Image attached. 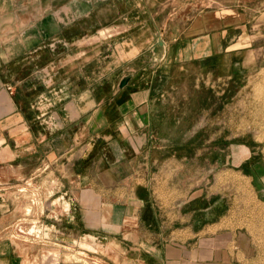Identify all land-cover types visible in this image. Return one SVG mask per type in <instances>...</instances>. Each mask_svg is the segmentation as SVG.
<instances>
[{"label": "rangeland", "instance_id": "obj_1", "mask_svg": "<svg viewBox=\"0 0 264 264\" xmlns=\"http://www.w3.org/2000/svg\"><path fill=\"white\" fill-rule=\"evenodd\" d=\"M154 2L146 8L152 21L142 29L121 18L140 8L99 7V18L110 16L111 22H96L93 28L80 24L74 45L79 53L94 48L76 61H95L96 105L128 84V93L140 96L150 112L143 136L133 143L141 150L123 180L129 190L137 184L134 195L146 206L138 220L144 250L152 252L153 245L186 232L195 236L206 226L213 230L215 223L248 234L261 250L264 0ZM40 174L33 171L34 180ZM34 180L15 188L23 193L15 194L14 218L0 239L14 243L25 264H110L115 245L106 239L118 237L110 231H66L70 239L50 243L51 229L73 220L72 204L60 192L45 197ZM118 187L123 192V183ZM123 220L134 221L125 215Z\"/></svg>", "mask_w": 264, "mask_h": 264}, {"label": "crops", "instance_id": "obj_2", "mask_svg": "<svg viewBox=\"0 0 264 264\" xmlns=\"http://www.w3.org/2000/svg\"><path fill=\"white\" fill-rule=\"evenodd\" d=\"M153 5L154 0H0V231L14 218L20 193L15 188L33 181L36 170L41 174L34 183L42 184L44 196L65 194L74 213L73 220L51 229L52 244L70 239L66 231H110L118 236L106 239L115 245L110 264H261L264 248L248 234L216 223L213 230L206 226L195 236L186 232L153 245L152 252L144 250L138 220L146 206L134 195L137 184L129 190L123 180L141 150L133 143L143 136L150 112L140 96L128 93V84L96 105L95 61H76L94 48L79 53L74 45L80 24L111 22L110 16L99 18V7L140 8L121 18L142 29L152 21L146 8ZM123 215L134 221L121 222ZM24 261L14 243L0 239V264Z\"/></svg>", "mask_w": 264, "mask_h": 264}, {"label": "bare ground", "instance_id": "obj_3", "mask_svg": "<svg viewBox=\"0 0 264 264\" xmlns=\"http://www.w3.org/2000/svg\"><path fill=\"white\" fill-rule=\"evenodd\" d=\"M156 52L159 54V53H162V45H158L157 47H156ZM49 193V192H48ZM50 194V193H49ZM49 197V196H48ZM27 213H29L28 211H27ZM30 214V213H29ZM24 215H26V214H24ZM21 221V220H20ZM20 223V222H19ZM18 223V224H19ZM35 224V223H34ZM31 225V224H30ZM16 226V225H15ZM21 226V225H20ZM87 257V256H86ZM83 261H84V259H83ZM82 264H83V262H82ZM86 264H87V262H86Z\"/></svg>", "mask_w": 264, "mask_h": 264}, {"label": "water", "instance_id": "obj_4", "mask_svg": "<svg viewBox=\"0 0 264 264\" xmlns=\"http://www.w3.org/2000/svg\"><path fill=\"white\" fill-rule=\"evenodd\" d=\"M123 85H124V82H122L121 86H123Z\"/></svg>", "mask_w": 264, "mask_h": 264}, {"label": "built area", "instance_id": "obj_5", "mask_svg": "<svg viewBox=\"0 0 264 264\" xmlns=\"http://www.w3.org/2000/svg\"><path fill=\"white\" fill-rule=\"evenodd\" d=\"M26 183V182H25ZM19 192H22V191H19Z\"/></svg>", "mask_w": 264, "mask_h": 264}]
</instances>
